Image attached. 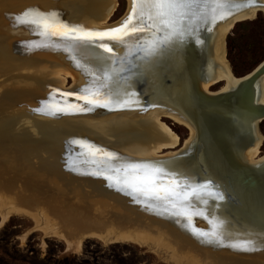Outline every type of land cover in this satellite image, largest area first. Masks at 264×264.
Masks as SVG:
<instances>
[{
	"label": "bare ground",
	"instance_id": "bare-ground-1",
	"mask_svg": "<svg viewBox=\"0 0 264 264\" xmlns=\"http://www.w3.org/2000/svg\"><path fill=\"white\" fill-rule=\"evenodd\" d=\"M127 2V13L120 21L107 28H95L94 24L114 11V0H0V70L5 69L11 76L0 84V89L8 87L5 91L9 93L0 96V200L9 196L8 201H0L1 218L14 213V207H30L37 209L36 217L19 212L32 218L39 228L44 219L42 213L47 211L72 231L85 226L101 228L105 233L109 230L106 242H129L128 234L132 231L140 238L135 243L157 250L156 254L164 253L171 264H264L263 257L252 256L256 248L264 249V239L248 227L254 222L252 204L241 191L236 194L219 179L221 171L214 159L204 154V145H198L191 124L166 109L142 112L136 107L124 108L128 95V101L138 99L136 92H131L141 79L134 76L135 69L130 73L126 64L116 62L129 50L122 44L105 41L113 48L112 53H105L98 46H90L87 53L70 52L68 48L73 42L60 40L31 23L47 19L83 31H107L120 27L131 16L133 0ZM259 14L264 17V8L247 11L225 27L216 47L219 78L203 86L207 93L227 91L239 81L226 60L225 38L233 23L253 20ZM104 73H108L109 79L103 78ZM65 78L72 80L73 89L64 86ZM217 83H223L222 88L210 92V87ZM85 88L95 93V103L78 99L77 94L83 95L81 90ZM69 93L73 95H64ZM33 95L42 101L55 100L64 114L58 111L60 114L52 124H40L34 119L23 121L22 125L9 124L14 113H27L32 108L27 96ZM161 118L189 132L182 149L165 157L158 154L176 146L178 137ZM262 140L261 137L256 147L245 153L251 159L244 156L238 161L252 163ZM104 153L115 156L109 161ZM236 154L243 157L239 149ZM263 160L264 155L256 162L252 160L253 165ZM106 161L114 169H121L112 174L111 180L105 179ZM129 163L166 165L167 172L178 173L176 190L182 193L180 199H155L124 188L119 181L124 175L123 166ZM171 178L158 174L156 185L168 187ZM203 180L211 182L203 197L193 195L191 188L185 189L186 183L199 185ZM120 188L124 190L118 191ZM212 188L224 193V199H215L207 191ZM111 216L118 221L109 219ZM126 217L134 220L124 221ZM259 220L264 221L262 217ZM47 221L43 236L57 232L51 227L55 222L50 226Z\"/></svg>",
	"mask_w": 264,
	"mask_h": 264
},
{
	"label": "water",
	"instance_id": "water-1",
	"mask_svg": "<svg viewBox=\"0 0 264 264\" xmlns=\"http://www.w3.org/2000/svg\"><path fill=\"white\" fill-rule=\"evenodd\" d=\"M181 2L191 4V7L179 10L175 34L167 25V17L157 16L155 9H146L141 19L152 23L148 20L150 11L156 27L136 34L123 45L129 53L116 62L126 64L130 73L135 71L134 76H141L131 92H136L138 99L128 101V95L124 108L136 107L142 112L166 109L191 124L198 145H204V154L208 159H214L212 161L221 171L219 179L236 190V194L241 191L252 204L254 222H249L248 227L257 237L261 236L258 238L264 239V221L259 220L260 217L264 219V160L257 165H253V159L247 164L238 161L244 156L251 159L245 153L256 147L262 137L259 125L264 121V60L227 91L211 95L203 89L204 85L217 82L219 78L216 47L225 27L247 11L264 8V0ZM134 7L133 3L129 15ZM165 37H168L167 42L153 47V41L159 42ZM165 93L166 100L162 101ZM238 149L242 158L236 154ZM205 182L208 180L201 184ZM254 255V259H263L264 249L256 248Z\"/></svg>",
	"mask_w": 264,
	"mask_h": 264
},
{
	"label": "rangeland",
	"instance_id": "rangeland-1",
	"mask_svg": "<svg viewBox=\"0 0 264 264\" xmlns=\"http://www.w3.org/2000/svg\"><path fill=\"white\" fill-rule=\"evenodd\" d=\"M114 1V11L111 15H106L107 17H105L101 23L94 24L95 28L97 25L101 26V28H103L102 26H105L104 28L110 27V25L116 24L125 16L128 8L127 0ZM225 49L226 60L228 61L234 77L240 78L250 73L264 60V17L259 14L253 20L236 23L225 38ZM0 71V84H2L3 81L9 79L11 76L5 69H1ZM21 73L22 71L18 74ZM72 85V80L70 78H65L64 86L68 89H73L74 85ZM222 86L223 83H217L211 86L209 90L214 93L219 91ZM0 90V96L4 95L3 93L7 92L5 90H8V87H2ZM27 99L31 100V104L33 105L32 108L27 110V113H14V117L8 120L9 124L22 125L23 121H32V119L40 124H52L57 119V115L60 113V115L64 114L62 110L61 112L58 110L61 109V105L53 99L42 101L39 97L34 95L27 96ZM161 121L178 137V144L176 146L171 149H163L161 153L158 154V156L165 157L182 149L184 142L189 138V132L184 127L169 119L161 118ZM259 132L263 140L259 153L253 158L254 162L264 155V121L259 125ZM149 156L152 157L153 155L150 153ZM11 170L15 171L14 168ZM6 196L7 195L2 196L0 201H8L9 196H7V198ZM9 205L11 204L9 203ZM18 209L19 210L14 207L12 210L15 214L9 212L7 218L3 219L0 216V264H171L167 262L168 257L164 255V253L156 254L155 252L157 250L153 251L154 249H150L149 246H147L149 247L147 249L146 246L135 243V240L138 239L139 241L140 238L133 235L132 231L131 233H129L130 231L128 232L129 242H106L104 239H108L110 236L111 232L109 230L105 233L101 228L98 229V227L85 226L86 228L84 227L72 231L73 228H68L67 226L68 229H66V225H62L60 222L58 223L56 217L51 218L49 215L52 213L47 211L42 213L43 215L48 213L45 216L41 214V217L44 219L40 222L41 226L39 228V226L36 227L35 223L32 222V218L29 219L25 217H36L37 209L30 207ZM88 209L92 211L91 208ZM19 211L25 213V216ZM16 212H19L22 216L19 213L16 215ZM10 214L11 216H9ZM41 217H38V219ZM126 218L127 219H124V221L131 222L134 220L133 218H129L130 220H128V217ZM109 219L118 221L112 216L109 217ZM46 221L48 225L49 222H51L50 226L55 222L54 225L51 226L53 230L57 231L55 234L52 232L54 235L49 232L45 234L46 236H43L44 233L42 234V228ZM34 227H36V229ZM93 228L101 230L102 233L97 232V230L94 231ZM64 229H66V231ZM142 229L143 228H137V230ZM79 230L82 231V233ZM87 231L89 233H86ZM50 233L52 235H50ZM56 235H60V237L56 238ZM77 247L79 248L78 250H76Z\"/></svg>",
	"mask_w": 264,
	"mask_h": 264
},
{
	"label": "snow or ice",
	"instance_id": "snow-or-ice-1",
	"mask_svg": "<svg viewBox=\"0 0 264 264\" xmlns=\"http://www.w3.org/2000/svg\"><path fill=\"white\" fill-rule=\"evenodd\" d=\"M135 5L131 16L117 28H113L107 31H83L76 27H70L66 24H53L47 19L32 20L31 23L42 27L45 32L50 33L52 36L58 37L61 40L73 42L69 45L68 51L81 53H87L90 46H98L102 48L105 53H112L113 48L109 46L105 41H111L122 45H127L129 41L136 37V34L144 33L148 30L156 27L154 17L149 11L148 20L152 23H146L141 19L146 9L156 10V15L159 17H167V25L172 29L175 34L176 25L178 22V16L180 15V9L184 7H191V4L182 3L181 0H133ZM135 20V22H134ZM157 31L159 29L157 28ZM168 37H165L161 41H153V47L159 46L167 42ZM141 50H144V46L141 45ZM75 59V57H72ZM77 66H79L77 64ZM105 80L109 79L108 73H104ZM83 95L77 94L78 99H84L88 104L95 103V93L90 88L81 90ZM72 95V94H64ZM93 98H89V97ZM107 107L108 105H103ZM67 114V113H66ZM97 151H102L97 149ZM109 158V161L114 158L113 153H104ZM106 175L105 179L111 180L112 174L119 173L121 169H114L111 164L105 162ZM166 165H152V164H137L129 163L123 166L122 171L124 172L123 177L119 181L124 185V188L130 190L133 193H140L146 197L155 199H177L179 200L182 193L176 189L179 187V182L176 177L178 173H169L166 171ZM158 174L169 175L172 178L169 181L168 187H160L156 185V176ZM187 179V178H185ZM211 182H205V184L189 185L185 184V189L191 188L193 195H199L203 197L206 190V185ZM111 186V185H109ZM124 190L123 188L118 189ZM214 194V198L218 200L224 199V193L218 189H207ZM163 193V195H161ZM244 251L249 250L244 248Z\"/></svg>",
	"mask_w": 264,
	"mask_h": 264
}]
</instances>
